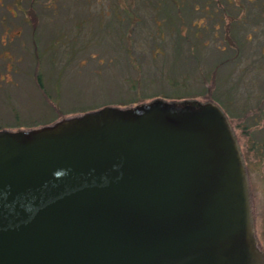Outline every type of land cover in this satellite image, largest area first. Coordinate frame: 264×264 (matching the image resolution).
I'll return each instance as SVG.
<instances>
[{"label":"water","instance_id":"water-1","mask_svg":"<svg viewBox=\"0 0 264 264\" xmlns=\"http://www.w3.org/2000/svg\"><path fill=\"white\" fill-rule=\"evenodd\" d=\"M0 264H264L224 110L151 97L0 128Z\"/></svg>","mask_w":264,"mask_h":264},{"label":"rangeland","instance_id":"rangeland-1","mask_svg":"<svg viewBox=\"0 0 264 264\" xmlns=\"http://www.w3.org/2000/svg\"><path fill=\"white\" fill-rule=\"evenodd\" d=\"M21 1L0 0V128L58 117L46 93L62 113L151 97L203 100L209 68L232 53L219 33L191 47L190 25L181 19L196 13V0L184 3L180 16L172 5L155 12L136 2L138 18L124 12L125 0H35V27ZM165 12L174 21L156 23ZM257 14L251 8L249 22L237 27L241 49L218 66L211 94L224 101L247 157L254 233L264 249V20ZM219 99L213 100L226 113Z\"/></svg>","mask_w":264,"mask_h":264},{"label":"trees","instance_id":"trees-1","mask_svg":"<svg viewBox=\"0 0 264 264\" xmlns=\"http://www.w3.org/2000/svg\"><path fill=\"white\" fill-rule=\"evenodd\" d=\"M16 1L17 2L20 1L21 4L23 3L21 0H16ZM34 1L35 0H27L26 6L22 7V10H24L25 13L28 14L29 16L28 20H30V24L32 25V27H35V24L37 23V18H38L36 10L34 9V4H35ZM144 1H147L148 5L152 7L155 10V12H157L158 8H165L166 6H169V5L175 6L176 12L179 16L182 14V12L180 11V8L184 7V3L185 5L186 4L189 5V0H125V6L122 8L124 12H126L127 10L133 11L134 7L136 9V2H144ZM196 1L199 2V5L192 4L193 9L196 13L192 14L187 19H184V18L181 19L182 23L188 22L190 25V27H188L187 32L185 33V38L189 39V43H191V47L195 45H199L200 43L206 44L208 41L206 39L213 40V38L215 39L217 37L218 35L217 33H219V37H221L222 40L224 41L223 44L226 45V47L228 48L229 47L232 48L231 54H226L222 58L218 59L217 61L213 63L212 67L209 68V71L207 74L208 83L206 84V86H203V88L207 87L206 92L210 94L209 97H207L206 99L214 101L213 99H219V96L217 94H214V95L213 93L211 94V91L213 90L214 85H216L215 82H216V77H217L218 66L221 63L227 61L229 58L237 55L241 49L242 39H241V36L236 33V29L238 26L244 25L246 24V22H249L248 21L249 19H247L249 18L248 17L249 15L247 16L246 13L248 14V11L253 7H256L258 9V14L256 15V19H258L257 17H262L263 18L262 20H264V0H246L245 2L242 0H196ZM137 14L138 13L136 10V11H133V13L130 15L131 16L133 15L134 18H138L139 15ZM158 15L160 16L155 20L156 23L158 24H161V22L164 23L165 21L168 22V19L170 21H174V18L172 17L171 13H166V12L162 14L158 13ZM194 15L196 16L205 15L206 21L199 23L193 17ZM212 35H213V38H212ZM38 81H39V84H41V78H39V76H38ZM45 97L54 108H57L56 110L60 112L59 113L60 115L44 123H50L60 117L69 116L72 114H78L84 111V110H78V111L71 112V113H62L59 107L57 106V104L53 102V100L49 97L47 93L45 94ZM140 100H144V99L124 102L121 105L135 103ZM219 100L221 102L223 101L221 99ZM98 106L100 105H97L95 107H98ZM223 106H224V101H223ZM95 107H92V108H95ZM225 114H227L226 116L229 120L230 117H228L229 113H228L227 108H226ZM240 149H241V153H242L243 160H244L245 167H246L247 177L249 181V191L251 192L252 191V188L250 186L251 169L247 165V157L244 151L242 150L241 147ZM250 202L252 206L251 196H250Z\"/></svg>","mask_w":264,"mask_h":264}]
</instances>
